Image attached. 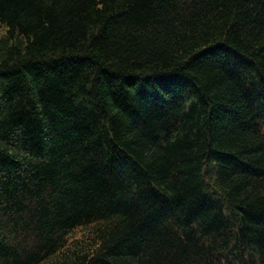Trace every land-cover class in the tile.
Here are the masks:
<instances>
[{"label":"trees","instance_id":"16d2710c","mask_svg":"<svg viewBox=\"0 0 264 264\" xmlns=\"http://www.w3.org/2000/svg\"><path fill=\"white\" fill-rule=\"evenodd\" d=\"M0 264H264V0H0Z\"/></svg>","mask_w":264,"mask_h":264},{"label":"rangeland","instance_id":"374dc122","mask_svg":"<svg viewBox=\"0 0 264 264\" xmlns=\"http://www.w3.org/2000/svg\"><path fill=\"white\" fill-rule=\"evenodd\" d=\"M74 237H76V239L78 238L80 240H82V238H83V240L86 239V237H84V235L82 234L81 231H78L76 236H74Z\"/></svg>","mask_w":264,"mask_h":264}]
</instances>
